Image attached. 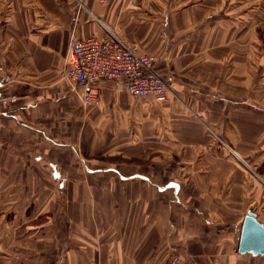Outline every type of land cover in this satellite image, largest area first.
<instances>
[{
    "label": "crops",
    "instance_id": "0c3cea01",
    "mask_svg": "<svg viewBox=\"0 0 264 264\" xmlns=\"http://www.w3.org/2000/svg\"><path fill=\"white\" fill-rule=\"evenodd\" d=\"M263 22L264 0H0V196L18 187L39 216L28 227L47 233L26 259L24 239L0 240V264H264L236 249L248 212L264 226V174L208 135L264 162ZM102 27L155 57L166 102L105 81L100 104L81 105L58 73L70 37Z\"/></svg>",
    "mask_w": 264,
    "mask_h": 264
},
{
    "label": "built area",
    "instance_id": "2783aa9c",
    "mask_svg": "<svg viewBox=\"0 0 264 264\" xmlns=\"http://www.w3.org/2000/svg\"><path fill=\"white\" fill-rule=\"evenodd\" d=\"M97 1L105 5L110 0ZM102 28L104 34L100 38L70 37L65 63L58 73L81 105L98 106L100 85L105 81L115 83L133 98H146L156 104L166 102L169 87L156 74L153 57L108 28ZM162 264H181V257L172 252Z\"/></svg>",
    "mask_w": 264,
    "mask_h": 264
},
{
    "label": "rangeland",
    "instance_id": "374dc122",
    "mask_svg": "<svg viewBox=\"0 0 264 264\" xmlns=\"http://www.w3.org/2000/svg\"><path fill=\"white\" fill-rule=\"evenodd\" d=\"M251 5L252 6H249V7L252 8L253 14L251 15L250 20L254 22V14L257 15L258 12H259L258 14H260L261 13L260 10L262 8L259 6H256L255 2H253V4ZM254 12H257V13H254ZM247 17H250V14L247 15ZM261 24L259 26L258 25L256 26L261 28ZM261 29L257 31V34L260 39V42L264 44V32L261 31ZM253 38H254V34H253ZM258 55H260L261 58L263 56L262 58L263 64H262L260 76L264 77V53L263 54L258 53ZM152 57L155 60V57L154 56ZM262 114H264V110H262ZM208 135L213 139V141L215 142V145H217V151L220 152L221 157H223L225 160H230L231 162L235 164V166L240 168L242 172L246 173L249 177L255 180L258 184L260 185L262 184L260 180L262 179V176L264 174L263 173L264 162L260 163L261 166H259L258 161L256 162L253 158H251L253 155H256L254 151L258 152V149L252 151L253 155L251 157L243 156L242 154L240 155L237 149L235 148V146L232 145V143L228 139L227 134L213 133V131L212 132L209 131ZM60 183L63 184V182H60ZM2 184L6 186V184H9V183L7 182L6 184L5 183H2ZM262 185L264 189V184ZM10 188H12L11 195L0 196V240H3L4 238L24 239V241L27 242L29 245L26 246V245L20 244V245H13V247L17 248L16 250H14L15 255L20 256V257L24 256L23 259H26V257H29L32 254H36L38 252L37 249L39 248L38 246L37 249H34L35 246H33L32 243H29V241H27V238L33 239L37 237L39 239V237H46L47 233L41 230L39 231L38 227L35 225L28 227V225L31 224L33 221L39 220V216H37L36 219L34 218L36 214L33 208H32V212L25 214L23 207L26 204L30 205L29 201L26 200L25 198H22L20 200L19 197H17L16 193L18 192V190H15V188L18 189V187L13 188L11 186ZM13 194L15 195L13 196ZM4 209L9 210V211H3ZM48 215L49 214L41 215L40 217H42V219H45V217ZM25 249H27L28 251H26ZM236 249L238 250V243L236 244ZM172 250L175 251L174 247L172 248ZM2 253H4L7 256L3 255ZM8 254H9L8 251H5L3 248H1L0 249V260L7 261ZM165 257H164V260H165ZM164 260H159L157 262L162 264L166 262V260L165 261ZM222 263L223 262H217V261H212V260L185 261L181 259V264H222ZM233 263L234 264H245V261L243 262L238 261V262H233ZM38 264H39V260H38Z\"/></svg>",
    "mask_w": 264,
    "mask_h": 264
},
{
    "label": "water",
    "instance_id": "95a60500",
    "mask_svg": "<svg viewBox=\"0 0 264 264\" xmlns=\"http://www.w3.org/2000/svg\"><path fill=\"white\" fill-rule=\"evenodd\" d=\"M238 252L264 256V226L256 220L253 212H248L243 219Z\"/></svg>",
    "mask_w": 264,
    "mask_h": 264
}]
</instances>
